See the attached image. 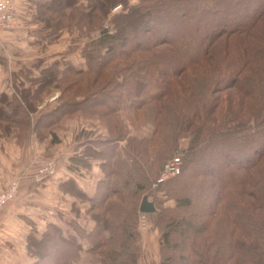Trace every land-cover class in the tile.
Instances as JSON below:
<instances>
[{"label": "trees", "instance_id": "trees-1", "mask_svg": "<svg viewBox=\"0 0 264 264\" xmlns=\"http://www.w3.org/2000/svg\"><path fill=\"white\" fill-rule=\"evenodd\" d=\"M251 1L139 0L111 15L114 29H100L98 41L90 44L93 48L82 54L85 68L67 64L60 73L53 63L35 77L29 69L21 70L14 75V85L19 83L16 90L22 101L0 95V128L7 134L12 126L18 127V139L26 136L30 113L51 87L59 91L58 100L36 120L33 128L40 135L50 133L54 140L53 130L60 120L78 112L86 117L98 115L108 126L105 138L90 139L91 132L82 129L76 134L78 140L87 139L85 153L104 159L103 177L87 209L94 225L89 233L79 230L96 259L91 264H137L138 203L158 177L166 161H161L160 152L167 146L155 137H128L119 110L123 106L140 109L149 101L144 99V89L151 86L159 91L152 98L156 120L166 108L162 98L172 96L178 104L172 142L189 130L193 133L190 150L195 148L186 157L184 173L181 162L179 174L154 185L172 182L176 192L174 206L157 213L160 251L166 252L160 264H264V0L255 6ZM125 3L46 0L38 5L36 17L47 28L56 25L58 30L61 18H66L68 26L81 31L86 25L100 27L112 6ZM238 13V18L231 19ZM219 51L224 55L215 53ZM23 73L28 87L21 85ZM171 76L172 82L167 83ZM245 108L252 115L246 117ZM157 125L154 134H158ZM120 140L125 145L120 147ZM248 143L252 149L245 153ZM216 145L217 153L228 161L220 168H207L203 151L216 150ZM233 147L242 153L237 155ZM85 153L73 157L75 167L88 166L82 158ZM122 156H128L136 168V175L129 179L127 175L124 181L119 180L117 167ZM129 180L135 181L133 193ZM33 233L26 235L31 264H76L82 246L72 233H64L54 223L39 235Z\"/></svg>", "mask_w": 264, "mask_h": 264}, {"label": "crops", "instance_id": "crops-1", "mask_svg": "<svg viewBox=\"0 0 264 264\" xmlns=\"http://www.w3.org/2000/svg\"><path fill=\"white\" fill-rule=\"evenodd\" d=\"M41 1L12 0L16 5L15 23L0 33V56L8 40L12 41L13 38L18 41L24 40L21 41V45H17L16 57L13 60L16 63H11L10 59L7 62L8 65L5 60L0 61V77L7 75V73H18L24 66V70L32 69L30 62L34 61L29 59L34 53L27 52L34 50L33 47L44 44L52 46L53 43H47L48 39L45 43L44 37L39 31H36L35 22H39V20L35 10L36 4L39 5ZM39 43L41 44L39 45ZM51 62L53 60H40L39 68L48 67ZM82 64L84 65L83 62ZM77 67H82L81 63ZM0 89V94L4 93L1 85ZM55 92H58L55 97L51 93L49 98L42 100V110L37 111L35 109L32 111L35 121L33 125L30 124L32 130L28 128L26 136L23 138L18 139L19 130L17 127H12L7 134H4L0 128V189L11 179L19 177L17 196L0 213V235L3 236L2 244L7 246L8 253H11V248L15 246V243L10 241L12 238H25L28 232L34 228L40 230V233L44 232L49 224L54 223L59 225L64 233H72L77 242L81 244L82 250H80V257L77 262H91L95 259L88 251L90 243L84 236H81L79 230L86 234L92 230L94 225L87 209L90 205V199L96 194L97 183L103 177L101 164L104 159L93 157L89 155L90 152L85 153L84 148L87 142L83 143L82 140H78L76 134L82 129L98 132L102 138H105L108 134V128L103 121L97 119L98 116L86 117L78 112L72 117H64L60 120L59 126L53 130L54 140L50 133L42 134L40 132V135L36 131L37 128H33V126L41 114L55 107L54 104L51 106L47 102L56 100L55 105L57 104L59 91L56 89ZM37 105L39 106V104ZM95 120L101 126L95 125ZM123 142L124 140L118 142L120 147L124 145ZM87 146L98 150L96 145L88 144ZM120 152L122 153V150ZM84 153L86 156L82 158L88 166L78 164V167H75L72 164L73 157L81 156ZM46 157L56 158L60 161V165L54 175L38 185L33 180V174L40 161ZM147 221L148 219L145 221L143 230L148 229ZM137 228H140L139 224ZM158 236L156 230L144 233L141 237V245L144 243L149 251L151 246L153 254H155L159 245ZM25 245L26 242L21 244V246ZM24 251L22 249L24 256L32 261V258L26 254V250ZM142 262L145 263L143 257ZM139 264H141L140 261Z\"/></svg>", "mask_w": 264, "mask_h": 264}, {"label": "rangeland", "instance_id": "rangeland-1", "mask_svg": "<svg viewBox=\"0 0 264 264\" xmlns=\"http://www.w3.org/2000/svg\"><path fill=\"white\" fill-rule=\"evenodd\" d=\"M45 1L46 0H44V2ZM138 1L139 0H126L125 4H116L114 6L119 5V8H117V10L113 11V12H111V9L114 7V6H112L109 10V14L105 15V17L102 19V21H100V27H96L98 25V23L95 24V26H94V24L86 25L87 29L84 27L81 31L74 25L68 26L69 22L66 18H61V21L59 24L62 27L59 26L61 28L59 30H58V27H56V25H53L51 28H47L45 26L43 20L41 19V17H40V19L38 18L39 22H35L37 25L36 31H39L41 33V36L44 37V39H45V43H46V39H48L47 43H53V44H51L52 46H50V45L47 46L46 44L41 45L39 47L36 46L35 48L33 47L34 50H29V52H27V53H34L33 55H31L32 58L29 59L30 61H34L32 63L29 61L30 66L32 65V69L30 68V76L35 77V76L39 75V71L41 70V68H39V65L41 64L40 60L44 61V59H48V61L53 60V62H51V64H53V63L56 64L58 71L60 73H63L64 68L67 66V64H70L75 68H78L77 66H79L81 63L82 67H79V68H82V69L85 68L86 62H85V58L83 57L82 54L84 51L90 50L93 48V46H91V45L92 44L94 45V43L96 41H98V37L100 36V29L107 27L109 32L113 31L114 27L112 26V24L110 25L111 15L123 12L125 9V6L135 5L138 3ZM11 2H12V0H11ZM42 2H43V0L41 1V3ZM256 2L258 3V0H254L252 2L253 5L257 4ZM12 3L16 9V5L14 4V2H12ZM83 3L85 4V1H83ZM38 7L39 6L36 4V10H35L36 15H39L38 10H37ZM15 13H16V10H15ZM239 16H240L239 13L238 14H232L231 19L238 18ZM243 16L246 17L247 13H244ZM14 23H15V16H14V20L11 21V23L9 24L8 27L12 26V24L14 25ZM46 29H50V30H46ZM54 32H59V33L56 36L55 35L56 33L53 34ZM64 33H65V35H64L65 37L63 36ZM59 34H60V36H59ZM10 36L14 37L13 35H10ZM20 36H22V34H20ZM23 40L24 39H20V41H18L16 38H13L12 41L8 40L4 46V49L2 51V55L0 56V61L5 60V63H7L10 59L11 63L15 62L13 60H14V57H16L15 52H16V48L18 47L17 45H21V41H23ZM40 44L41 43H39V45ZM166 45L167 44H161L160 46H166ZM215 53H217L218 55L221 53L222 56L224 55V53H222V51L215 52ZM82 62L84 63V65L82 64ZM7 65H8V63H7ZM24 68H25V66L22 68V70H24ZM195 70L196 69H194V71ZM4 72L7 73V71H5V70H4ZM189 72H192V70L190 69ZM15 74H17V73H14V74H8L7 73V75L0 77V80H1L0 85L2 87V91H4V93H2V94H4V97L7 95L8 96L13 95V97L22 101L21 94L19 93L18 90H16V88L19 87L20 85H19V83L16 87L14 85V81L16 80L14 78ZM21 76H22L21 85L23 83L22 86L27 87L30 84L29 81L25 77L24 73L21 74ZM166 82L167 83L172 82V76ZM189 82H191V81L189 80ZM175 85L176 84L173 80L174 88H175ZM144 90H145L144 99H146V101H148V100L149 101L145 102L144 105H142V107L140 109L133 110L132 108H130L128 106H123L122 108H124V109H122L121 111L119 110V113H121V117H122V123L128 132L127 136L133 137L134 139L144 138V140H149V139L155 137L154 140L156 142H158V143L160 142V143H162V145L167 146V147L161 146L163 149L162 152H160V154L162 155L161 161H164L165 159L167 160L171 155H175L178 152L181 153L182 168H183V173H184L185 169H186V160H187L186 157H187V155L191 156V154L193 153V151L195 149V148L191 147V150H190V144H189L190 141H192V134L193 133L190 132L189 130H187V132H183L179 136H175V143H173L172 142V131H173L174 126L176 124L175 120H174V116H175V113L178 109L177 101H175L174 99L172 101V96L166 97L165 100H164V98H162L161 102L163 103V105H166V108L162 111L163 115L158 116L159 120L157 121L156 117H154L156 114V101L153 100L152 98L155 97V95L158 94L159 91L155 87H152V86H151V88L147 87ZM156 90H157V92H155ZM55 91H56V88L51 87L49 93L43 94V99L49 98L51 96V93H52V95L54 94L53 97H55V94H58V92H55ZM196 91H198V90H196ZM224 91L225 90L220 91L221 94H218L220 96V98H219L220 100L223 99ZM229 91H230V93L231 92L233 93L236 90L235 89H229ZM53 92H55V93H53ZM42 100L37 103V104H39V106L37 105L38 108L36 106L37 111L42 110V107H41ZM55 102H56V100L50 101L47 103L51 106L54 104V106H55ZM188 105L190 106V103H188ZM131 106L133 107V105H131ZM5 109L8 111L7 108H5ZM43 109H44V107H43ZM158 112H159V109H158ZM251 112L252 111H250L249 109H246V108L243 110V113L246 117H248L249 115H252ZM95 116H98V115H95ZM32 117H33V113L31 112L30 113V124L31 125H33V123L35 121L34 117L33 118ZM97 119L104 122V120H102L99 116L97 117ZM238 121H240V120H238ZM157 123H158V125H157V133L158 134H154V130L156 129ZM250 123L252 124L253 121L251 120ZM96 124H99L101 126V124L98 123L97 120H95V125ZM246 124L248 126V123H246ZM105 125H106V123H105ZM231 125H234V123H231ZM30 128L31 127H29V129ZM107 128H108V126H107ZM30 130H32V129H30ZM90 132H91L89 135V137H91L90 139H94L98 136L102 137V135H100V133H98V132H96V133H95V131H90ZM17 136H18V134H17ZM106 136H108V135H106ZM83 141H87V139H83ZM170 142H171V145L169 147ZM154 143H153V145H154ZM123 144L125 145V140H124ZM250 144L251 143H248L246 145V149H245L246 152L245 153H249L250 150L252 149V147H249ZM217 145H216V150L210 149L207 152L203 151V154H205L204 155L205 158H203L204 159L203 162H205L206 165H208V166H206L207 168H212V166L220 168V166H223L224 163L228 161L226 155L221 157L217 153L218 148H222L221 144L218 145V148H217ZM155 146H157V145H155ZM231 149L233 150V152L237 153V155L242 153L241 151L238 150V147H233ZM210 155H212V156H210ZM46 158H53V157H46ZM127 158L130 159L128 156H122L121 159L117 160V163H118L117 167H119L118 168L119 173H121V175L119 176L120 181H124L125 179H127V175H128V179L130 178V176L131 177L133 176L132 175L133 173L136 175L135 163L131 159L127 160ZM43 159H45V158H43ZM43 159L40 161L39 165L37 166L36 171L33 174V177H34L33 180L38 185L41 184L42 182L48 180L52 175H54V174L49 175L41 181L36 180V174H37V172H39L38 170H39L40 164L43 161ZM157 160H158V158H157ZM212 161L214 164L212 163ZM58 162H59L58 163V167H59L60 161H58ZM156 169L159 170V168H156ZM57 170H58V168H57ZM160 170H161V168H160ZM160 170H159V172H160ZM192 173H194L193 168H191V174ZM12 180L18 181V186H19V177H15V178L11 179L10 181H12ZM10 181H8L7 183H9ZM129 181L131 184L128 186V189H129L130 193L131 192L133 193L134 187H132V184L135 181H133V180H132V182H131V180H129ZM7 183H5V185ZM146 190L147 191H144L143 194H145V193L148 194L149 198L154 200L155 205L158 208V210H166L167 211L168 208H171L174 206L175 201L173 198V194L176 192H173L174 190H172V182L166 183L164 186L159 185L156 187H154V183H153V184H150ZM17 193H18V188H17ZM17 193H16L15 197L17 196ZM143 194H141V195H143ZM181 195H184V194L181 193ZM15 197H14V199H15ZM12 201L8 202V204L11 203ZM139 202H140V200H139ZM7 205H5L3 208L0 209V213H1V210L4 209ZM138 206H139V203H138ZM157 213L158 212L146 213V219H148V221H147L148 229L143 230L144 228L140 227L139 229L137 228V230H136L138 235H139L138 247L140 250L137 264H139V261L141 264H160V263H162V260H161L162 253L163 254L166 253L165 249L163 250V252L160 251V249H161L160 242L162 241V231L161 230L159 231V228L156 226ZM154 226H156V228ZM72 228H73V226H72ZM150 230H156L158 232V235H159L158 236L159 237V245H158V249L156 252L157 254L156 253L153 254V250L151 249V246H150V251H149V250H147V247L144 243H142V245H141L142 235L144 233L150 231ZM31 231L34 232L33 233L34 235L40 234V230H36L35 228L30 230V232ZM2 240H3V236L0 235V264H31L32 261H29L30 259L28 260L24 256V253H22V249H23V251L26 250V245L21 246L22 243L26 242V236H25V238L22 237L21 239H19V237H17V238H12V240H10L11 242L15 243L14 248H11V250H12L11 253H8L7 246L2 244ZM10 241H7V242H10ZM26 254L28 255L27 250H26ZM142 257H143L145 263L142 262ZM92 262H96V259L94 261H91V262H88V261H82L80 263L76 262V264H91Z\"/></svg>", "mask_w": 264, "mask_h": 264}, {"label": "built area", "instance_id": "built-area-1", "mask_svg": "<svg viewBox=\"0 0 264 264\" xmlns=\"http://www.w3.org/2000/svg\"><path fill=\"white\" fill-rule=\"evenodd\" d=\"M119 5L114 6L111 12L116 11ZM15 7L11 0H0V33L7 29L11 21L14 20ZM181 153H176L169 157L164 163L156 178L154 185L161 184L165 180L180 173L181 170ZM58 168V160L56 158H45L40 164L39 172L36 174V180L41 181L49 175L55 174ZM18 181L12 180L7 183L0 190V209L3 208L8 202L12 201L17 193ZM146 217L144 214L139 216L140 227L145 226Z\"/></svg>", "mask_w": 264, "mask_h": 264}, {"label": "water", "instance_id": "water-1", "mask_svg": "<svg viewBox=\"0 0 264 264\" xmlns=\"http://www.w3.org/2000/svg\"><path fill=\"white\" fill-rule=\"evenodd\" d=\"M138 210L142 213H154L159 211L154 200L149 198V195L146 193L143 194L140 199Z\"/></svg>", "mask_w": 264, "mask_h": 264}, {"label": "bare ground", "instance_id": "bare-ground-1", "mask_svg": "<svg viewBox=\"0 0 264 264\" xmlns=\"http://www.w3.org/2000/svg\"><path fill=\"white\" fill-rule=\"evenodd\" d=\"M138 212H139V211H138ZM140 214H144L145 217H146V214H145V213L139 212V216H140ZM139 216H138V224H139Z\"/></svg>", "mask_w": 264, "mask_h": 264}]
</instances>
